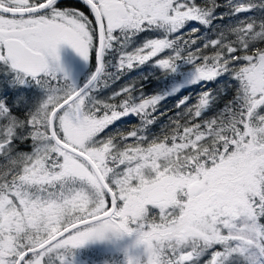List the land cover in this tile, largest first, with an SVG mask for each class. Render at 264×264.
I'll use <instances>...</instances> for the list:
<instances>
[{
	"label": "snow or ice",
	"instance_id": "obj_1",
	"mask_svg": "<svg viewBox=\"0 0 264 264\" xmlns=\"http://www.w3.org/2000/svg\"><path fill=\"white\" fill-rule=\"evenodd\" d=\"M81 2L94 20L60 0H0V264H73V250L99 222L115 226L118 239L134 237L127 264H201L209 253L205 264H264V48L252 53L264 42V0H228L219 17L216 0ZM248 12L257 15L220 28L215 39L171 38L189 21L215 31V20ZM146 31L163 38L125 51ZM197 40L213 54L192 51ZM62 43L94 60L84 84L59 64ZM166 49L172 54L153 65L163 76L143 77L158 82L151 95L145 84L138 97L131 85L97 98L118 74ZM225 75L236 82L235 94L215 116L194 122L219 99L204 91L170 118V131L150 138L162 101ZM29 83L42 92L39 100L24 92ZM130 116L140 125L97 138ZM28 141L30 151L17 150Z\"/></svg>",
	"mask_w": 264,
	"mask_h": 264
},
{
	"label": "trees",
	"instance_id": "obj_2",
	"mask_svg": "<svg viewBox=\"0 0 264 264\" xmlns=\"http://www.w3.org/2000/svg\"><path fill=\"white\" fill-rule=\"evenodd\" d=\"M61 1V0H60ZM62 2L66 3V7L72 8L73 3L78 2V0H63ZM205 0H197V3L204 4ZM228 0H216V4L219 5V7L216 8L215 15L219 17L221 13L228 12L229 9L225 7ZM62 6V8H66ZM81 10L90 16V20H94V17L90 14L87 7L82 3V6H80ZM257 15L255 12H248V13H239L237 15L233 16H225L223 21L217 19L213 22L214 26H219L215 31L212 28H205L203 25L199 24L197 21L189 22L185 25L183 29L180 30V32L172 34L171 38H175V36H183L185 39H189V34L191 33L190 38L196 39L197 37H204L207 36L209 39H215L217 35V31H219L220 28H223L226 25H236L240 20H244L247 16H254ZM193 28L199 29L198 32L192 33L191 30ZM156 38H163V34L160 32H142L137 34L135 37L131 39V42L129 43L128 47L125 49L127 52H133L135 49L141 47L143 43L148 39H156ZM230 39H234V37L230 36ZM197 48L203 49V41L197 40V43L195 45H192L191 50L195 51ZM257 48H264V42H257L252 47V53L254 54L255 50ZM204 54L206 55H212L214 52V49L207 48L203 49ZM172 52L170 49H166L164 52L158 53L156 57H153L151 60L146 62L142 66H135L131 70H125L122 74H118L119 78L109 81V87L103 89L98 95V99H107L112 95L113 92L119 91L121 88L125 86H131L135 85V88L137 89L136 92L133 93L134 96H139L140 88L142 85L146 86L144 87V93L145 95H151L153 93V89L157 87V80L153 79L151 83H146V81L143 79L145 75L154 74L155 77H162L163 76V70L159 68H154L153 65L155 64V61L158 59L167 58L169 55H171ZM91 55V54H90ZM109 60L112 61L113 64L117 62V58L115 55L110 54L107 57ZM94 60L90 57V65L88 69L85 71L86 73L83 74L81 77V85L86 82L88 79L87 76H90L94 72ZM199 63V61H197ZM93 65V66H92ZM93 68V69H92ZM188 66H185V70H187ZM109 72H116V69L113 67H109L107 69ZM3 72V67L0 66V73ZM0 79H2V76H0ZM170 83V79H166L163 81L164 85H168ZM230 84L232 85L231 88H229L226 92H219L218 89L223 86L224 84ZM235 84L236 82L231 79L230 76L225 75L223 77L217 78L215 81L212 82H201L196 85H191L186 89L181 90V92L177 93L174 96H170L164 101L160 103V105L157 108V111L153 113V116L156 117L155 122L149 126V136L150 138L152 136H162L164 132L170 131L171 120L176 119L178 113H182L185 111L186 108L192 107L198 103V98L200 94L204 91L212 90L214 95H218L219 99L216 101V103L210 107L208 110L204 111L201 118H196L195 123H200L202 120L212 118L215 116L223 107L226 102V100L231 99V97L235 94ZM14 89H9V91H13ZM24 92L28 95H30L33 100H39L42 97V92L40 89L34 85L33 83H30V85H25L23 88ZM3 84L0 82V98H3ZM12 93H9L7 102L11 106L12 104ZM183 97H189L186 104L181 105L180 107H177L178 101ZM123 97H117L115 101H110L114 103H118L120 99ZM163 113V115H162ZM13 114L19 116L20 118H23L24 113L14 109ZM183 123V121H181ZM0 123H5L4 121H0ZM140 125V120L136 116H130L121 118L120 120H117L113 124L109 125L108 128H106L102 133L98 135V139H103L109 134H115L117 131L120 132H128L131 131L134 127H137ZM128 143H132V138H129L127 141ZM18 151H30L31 150V141L26 142L25 144H19L17 147ZM6 161L0 157V165H4ZM98 251V250H96ZM94 255L92 250L86 249L83 252L84 257ZM210 253L202 258L201 264H205V262L209 259Z\"/></svg>",
	"mask_w": 264,
	"mask_h": 264
},
{
	"label": "rangeland",
	"instance_id": "obj_3",
	"mask_svg": "<svg viewBox=\"0 0 264 264\" xmlns=\"http://www.w3.org/2000/svg\"><path fill=\"white\" fill-rule=\"evenodd\" d=\"M88 17L90 18L89 15ZM92 17L94 16L92 15ZM57 52L59 56V64L65 69L72 81L81 85V77L86 73L85 71L89 67L90 58L85 61L73 48H71L70 45L64 43L58 45ZM28 85H30V83ZM133 240L134 237L127 236L120 239L115 238L108 244L90 240L78 249L73 250V264H127L125 249L131 247ZM86 249L92 250L94 255L92 256L91 254L88 258L84 257L83 252ZM142 249L143 246L141 245L138 249L134 250L132 254L136 255L138 252L142 251Z\"/></svg>",
	"mask_w": 264,
	"mask_h": 264
},
{
	"label": "clouds",
	"instance_id": "obj_4",
	"mask_svg": "<svg viewBox=\"0 0 264 264\" xmlns=\"http://www.w3.org/2000/svg\"><path fill=\"white\" fill-rule=\"evenodd\" d=\"M89 239L103 244L111 243L115 238H118L121 233L119 230L104 222L94 223L89 228Z\"/></svg>",
	"mask_w": 264,
	"mask_h": 264
},
{
	"label": "flooded vegetation",
	"instance_id": "obj_5",
	"mask_svg": "<svg viewBox=\"0 0 264 264\" xmlns=\"http://www.w3.org/2000/svg\"><path fill=\"white\" fill-rule=\"evenodd\" d=\"M62 1H63V0L60 1V6H61V7H62V6L66 7V3H65V2H62ZM80 6H82V2H81V0H78V2L73 3V7H72V8L81 11V9H80L81 7H80ZM66 8H68V7H66ZM89 19H90V18H89Z\"/></svg>",
	"mask_w": 264,
	"mask_h": 264
},
{
	"label": "bare ground",
	"instance_id": "obj_6",
	"mask_svg": "<svg viewBox=\"0 0 264 264\" xmlns=\"http://www.w3.org/2000/svg\"><path fill=\"white\" fill-rule=\"evenodd\" d=\"M89 65H90V64H89ZM92 66H93V65H92ZM93 68H94V67H93ZM93 68H92V69H93ZM93 70H95V68H94Z\"/></svg>",
	"mask_w": 264,
	"mask_h": 264
}]
</instances>
